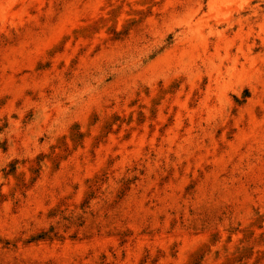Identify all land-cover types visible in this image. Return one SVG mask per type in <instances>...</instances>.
<instances>
[{"label":"rangeland","instance_id":"1","mask_svg":"<svg viewBox=\"0 0 264 264\" xmlns=\"http://www.w3.org/2000/svg\"><path fill=\"white\" fill-rule=\"evenodd\" d=\"M0 264H264V0H0Z\"/></svg>","mask_w":264,"mask_h":264}]
</instances>
